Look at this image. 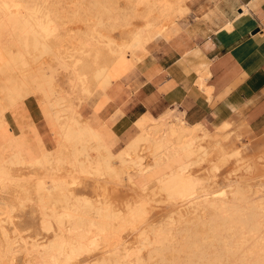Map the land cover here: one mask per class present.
<instances>
[{
	"label": "bare ground",
	"instance_id": "bare-ground-1",
	"mask_svg": "<svg viewBox=\"0 0 264 264\" xmlns=\"http://www.w3.org/2000/svg\"><path fill=\"white\" fill-rule=\"evenodd\" d=\"M195 1L0 0V264H264V183L228 121L209 130L177 105L118 134L78 110L93 92L105 105ZM209 77L194 78L208 99ZM37 96L51 147L36 116L15 121Z\"/></svg>",
	"mask_w": 264,
	"mask_h": 264
},
{
	"label": "crops",
	"instance_id": "crops-1",
	"mask_svg": "<svg viewBox=\"0 0 264 264\" xmlns=\"http://www.w3.org/2000/svg\"><path fill=\"white\" fill-rule=\"evenodd\" d=\"M192 6L206 16L204 23L186 20L196 17ZM243 6L248 13L242 15ZM190 7L176 27L184 33L183 49L162 45L139 63L132 80L138 86V107L151 112L178 105L189 122H221L237 109L262 108L264 0H196ZM228 21L231 28L225 29ZM205 69L210 72V99L194 83L195 72Z\"/></svg>",
	"mask_w": 264,
	"mask_h": 264
},
{
	"label": "rangeland",
	"instance_id": "rangeland-1",
	"mask_svg": "<svg viewBox=\"0 0 264 264\" xmlns=\"http://www.w3.org/2000/svg\"><path fill=\"white\" fill-rule=\"evenodd\" d=\"M193 6H192V10H193ZM182 13H183L182 15L181 13L180 14L178 13L175 16L176 27L179 24L178 23L179 20L183 18L185 14H187L185 11ZM193 14H195L196 17L188 16L186 18V20L190 22V25L197 23L202 24L207 20L206 17L199 15L198 13L195 12V10H193ZM132 21L136 25L141 24V22L138 20H132ZM113 36L118 38L119 37L118 32H114ZM178 37L179 39H177ZM177 40H179V43ZM185 41L186 40L184 37V33L183 31L182 32L180 31L178 32L177 37L174 34L163 45L171 46L178 49L180 48L183 49ZM173 43L175 45H173ZM150 54H148L147 56H150ZM138 65L139 63L130 71H128L124 76H122L120 79H118L115 83L112 84V87L115 89L113 97L110 100H108L105 103V105L102 103L98 111H96L95 108L99 105L98 103H100L102 99V97L100 96L101 94L99 92L96 93L93 92L94 94L92 96H90L89 98H85L86 100L85 99L82 100L78 110L81 113V115L85 119H87L88 122L93 127H99L101 124H103V122L106 123L109 127H113L117 125L120 126V129L118 130L117 133L122 134L127 128L130 127L133 119L139 116L142 112H145L146 109H140L137 105L136 89L138 86L137 84H135L134 81L132 82V80L136 75ZM58 79L59 81L61 80L63 81L64 78L62 77V75H59ZM37 99L38 96L31 97L30 99L26 100L24 103H20L16 109L17 113H16L15 121L17 125L21 123L30 124L33 117L36 116L35 119L37 122L36 123L37 128L43 140L47 144V146L51 147L52 138L50 135L49 128L48 126L45 125L46 123L44 119L38 116L39 114L37 113L38 112ZM260 105H262V108H258L256 112H253V109L246 107L237 109L236 113L235 111L232 112L231 115L225 120L230 123V127L228 128L229 130L227 129L226 132L231 135L230 142L232 143V146H239L238 148L241 149V155L244 157L247 156L246 158H249L252 163H255L256 161L257 172L254 171L253 179L250 180V182L253 185H257L258 183L259 184L264 183V170H262L264 163V97L258 101V106ZM168 108L169 106H165V109L163 110L161 108L155 109L151 111L152 113L151 112L150 113L153 116H158L164 111L168 110ZM159 111L161 112L157 114V112ZM202 122H204V124L209 130H213L214 125L220 123L219 121H209V120H203ZM120 142L121 144L123 143L122 140H120ZM120 142L118 141V143ZM229 166L232 168L235 166L234 158H229V160H227L220 167V169L217 171V179L219 180L224 179L223 177L227 175L228 172H230V170L232 169ZM258 174L260 176H257ZM126 190H127L126 187L119 188V191L121 193L125 192ZM32 223L34 227H37L36 219Z\"/></svg>",
	"mask_w": 264,
	"mask_h": 264
}]
</instances>
